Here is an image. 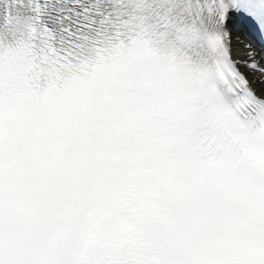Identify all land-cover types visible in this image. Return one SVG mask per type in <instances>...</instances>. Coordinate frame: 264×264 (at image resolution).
Segmentation results:
<instances>
[{"label":"snow or ice","instance_id":"obj_1","mask_svg":"<svg viewBox=\"0 0 264 264\" xmlns=\"http://www.w3.org/2000/svg\"><path fill=\"white\" fill-rule=\"evenodd\" d=\"M0 264H264V0H0Z\"/></svg>","mask_w":264,"mask_h":264},{"label":"bare ground","instance_id":"obj_2","mask_svg":"<svg viewBox=\"0 0 264 264\" xmlns=\"http://www.w3.org/2000/svg\"><path fill=\"white\" fill-rule=\"evenodd\" d=\"M239 54H240L241 56L243 55V50H242V49L239 50Z\"/></svg>","mask_w":264,"mask_h":264}]
</instances>
